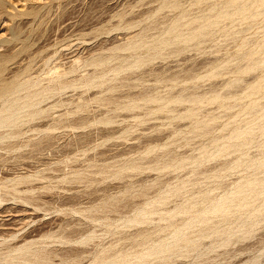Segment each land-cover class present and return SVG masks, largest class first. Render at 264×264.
I'll return each instance as SVG.
<instances>
[{
    "label": "bare ground",
    "instance_id": "obj_1",
    "mask_svg": "<svg viewBox=\"0 0 264 264\" xmlns=\"http://www.w3.org/2000/svg\"><path fill=\"white\" fill-rule=\"evenodd\" d=\"M197 1L200 2L202 0ZM209 1L211 2L214 0ZM161 2V10L169 7L173 10L177 8L180 9L179 6L181 1L178 2V0H162ZM220 3H217V5H214L213 3L212 7H208V12H206L207 10L205 11L204 9L203 11H205V14H201V16L199 15V17L195 16L196 18L191 20L189 19L187 21H185L184 19L186 18V16H189L191 14L187 13L188 11H184L188 15L182 12L183 14L180 17L176 16L178 18H174L175 20L169 23V25L167 24L168 27L156 36H150L147 32L148 30L144 28L140 32L135 33L133 36L129 37L126 43L113 46L112 48L108 49V54H93L91 55V57L85 60H81V57L80 59L76 58L74 62L69 66H61L60 64L56 65L57 63L55 65H50L51 59L53 57H43V67L40 71L36 73V75L32 73L33 68L31 66V61L26 65H23L26 59H23V62L17 61L14 63L15 59L19 57L22 52L27 51L30 48L29 44H24L22 47L14 49L10 52L7 51L8 53H3L1 51L0 145L8 142V145L11 149H19L30 146V142H32L33 137L28 136V133L35 132L38 135H41V137L38 138L37 141L33 144L35 147H40L44 139H47L48 144L50 146H53L52 141L56 138L53 134L60 129L61 125L62 127L64 125L62 124V121H64L62 117H73L71 119L75 120L74 118L77 114L89 110L88 108L91 103H96L100 107H104L106 111L102 113V116L100 117L99 115L98 117H96L97 115L95 116V118L93 117V120L98 119L95 122L90 120L92 118L86 119L85 116L78 118L79 120H82L81 124L79 123V120L78 122L77 120H75V122H77L78 124L74 123V121L72 120V124L71 122L70 124L67 123L68 128L70 127L75 130L76 128L86 126V124L90 125L91 123H101L105 125L112 124L113 120L116 121V117L121 116V114H119L120 111L133 113L132 116L135 119H140L142 116L143 118H146V116H148L149 118H146L144 120H149L151 116H156L157 114L164 113L167 114V116L163 115L164 118L166 116V119H171L170 121L175 120L173 118H177L176 120L190 119V121H193L200 114V105L202 107L203 105H205L204 103L222 100L226 97L225 94V97L222 96L223 94L220 95L219 93H214L209 96L210 92L207 95L206 91L203 92L202 90L201 91L203 92V94L201 92H199V94L196 93L195 89H198L197 87L193 90L195 92L191 91L192 89L189 91V88L180 89L178 87H175L180 83L182 84L183 82L188 83L190 80H195L194 82H196L197 80V82H199V80H203V78L206 76H210V78L218 77V75L220 74L217 71L219 64L216 62L218 65L214 66L213 63H211L213 67L211 66L212 68L207 74H205L206 76H203L201 73L185 74V71H181L185 75H183L182 73L180 74L179 72V74H173V72L171 73V75L167 76L166 74L168 71L166 72V74L159 73V70H156L153 67L151 68V65H153L154 62L158 59L166 61L168 58H176L178 56L180 57V55H182L186 51H189L191 48H200V45L202 44L204 38H208V36L210 37L212 35L215 36L214 30L220 26L222 20L228 19L230 21H235V18H240L243 21L248 19L254 20L255 18L261 16L264 17V0H224V3H221V5ZM23 8L24 7H22L21 9ZM169 21L170 20L166 21V23H168ZM118 29L119 28H117V30ZM218 30L216 32H218ZM1 43L2 41H0V44ZM118 51L127 52L128 55L122 56V60L119 65L112 67L108 66L113 59L119 57L117 55ZM259 51L256 48H252L250 52L248 51V54L244 55L245 57H247L248 61L246 67H240L242 69L239 68L240 70L238 71L240 73H249L250 71L254 70L257 66L264 64V57H256L260 56ZM31 57H33V61L36 57H38V54L36 52L31 53L29 54V56H27V59H30ZM9 63L16 64L15 67L18 66V69L15 68L17 69L16 71L10 72V66H8ZM88 67H95L96 69L92 73L89 72L78 77L75 75L81 71H85ZM146 67H148V69L144 70L146 69ZM187 70L189 71V69ZM125 73L126 75H124ZM9 74L11 75L8 76ZM150 77L153 78V84L155 85L150 84L151 87H148L146 85H149L148 82L151 81L149 79H152ZM263 83L264 77L258 80V82L248 86L249 92L247 97H249L250 103L246 105V107L242 110V112H240V114H238L239 116L241 115V113H244V115H246L248 119H246V126H239L237 123L238 126L235 127L233 125L234 127H232V129L227 133V135L225 134V136H218L216 138L212 137V149H210L211 146L209 147L205 145L206 147L203 146L199 150L198 156L196 154V156H185V153L183 154V152L180 154L172 153L173 151L170 152L171 149L170 151H168V149H166V147L168 146L166 143H164V145H161L160 143V145L152 146L153 140L151 139L153 138L150 137L151 139L143 143V146H140V148L136 145L139 148L138 152H140V155L143 154V156H139L142 157L141 160H137L138 158L136 159L137 161H132L129 159V161L99 166L95 170H91V173L96 176L97 174L109 175L110 173L111 176L106 177L105 179L104 177H101V179L95 178L94 175L92 176L94 178H84L83 173L80 170H76L73 172L75 176H72L73 178H71L69 182L72 184L73 182L99 184L103 183L105 180H107V178L110 177H113L114 179L122 178V175L126 173V171H133L136 172L138 175L147 171L165 173V171L183 169L187 165L192 166V164L195 168L197 167L198 169H201L199 167H201L203 164L205 165V163L207 162H210L225 155H229L230 153L234 154L233 152H230L232 151L230 149H233L234 152L237 151L236 153H239L241 151L240 149H243V147L245 148L248 145L250 146L251 142L254 143L256 141V139L258 138H254V134L256 131H258V133L260 131V134L264 135V106L262 107L261 104V108L259 107V109H256L258 102H256V100L252 98V96L258 95L260 93L263 95L264 98ZM180 85L179 87H181ZM77 89H83V95L85 93H89L93 89H97L98 92L93 94V96L91 95L89 97H84L85 95H82L79 97V100L72 99L73 96L69 99H62V96L67 93V91H76ZM174 89H176V92L174 91ZM177 89L179 90L177 91ZM212 92L213 90L211 91V93ZM229 98H233V96L226 97L225 99ZM49 100H54V102L49 106L48 109H45L42 105L48 102ZM219 105L222 106V103H219ZM259 105L260 104H258V106ZM63 106H71V108L67 109L65 113L59 114L57 117H54L55 115L53 113L49 114L50 110ZM221 106L219 107L221 108ZM136 110L144 111L142 113H140L141 111L137 113ZM110 112L114 115H109L108 113ZM160 115L158 116L160 117ZM201 115L202 113L200 114V117ZM155 116L153 117V119L155 118ZM46 117H51L52 122L46 125L44 128H42L43 126L40 124L31 125L32 122ZM213 118L211 117L209 119H212V121H214ZM195 120L196 121H194L193 123L198 129V134H202L201 136H205L207 134L212 133L216 127L213 126L214 124H212V122L210 123L209 121L204 120L200 121L198 119ZM236 121L237 120H235L234 123ZM228 124L231 125L230 122H228ZM228 124L227 128H229ZM256 135L258 136L259 134ZM104 136L102 137L104 138ZM124 138L127 139L126 136H124ZM252 138H254L255 141H252ZM11 139L17 140L14 142H10ZM155 139L158 138L155 137ZM258 148L260 149V145ZM160 149H166L167 151L165 150L162 153L158 152L157 154L156 151H160ZM86 150L87 149H85V151ZM238 150L240 151L238 152ZM154 153V157L150 158ZM239 154L242 155L241 153ZM90 162H92L90 164L91 169H94L96 167V165L93 163L94 161L91 160ZM220 163L218 162V165ZM218 165H215L217 166V171H213V168L211 169L208 167V169L204 168V172L201 171L202 169L200 170L201 172L197 171L200 174L203 172V180H201V178L196 179L197 177L194 176L196 180H193L192 178H177L178 180L176 182L169 183V181L162 182V180L160 179L161 177H158L152 182L141 183V185H138L137 187L135 185L130 184L120 186L118 193H122V196H112L110 194L108 195L109 191L104 189L103 195H105V197L101 196L97 199L100 200V202H93L92 199L89 204L90 206L84 209L82 208L80 210H73L75 212L78 211L81 213L94 212L95 214L78 215H80V217L82 216L90 220L93 223L98 222L100 226L104 225V229H101V237L97 236L98 234L96 235L97 230L91 231L90 227V229L69 230L68 228L69 226H71L72 223L69 221L67 222L66 220L67 223L65 224L64 222L63 226H60L57 231H53V229H48L49 231L47 232H41L42 234H40L39 237L42 240H25L26 242L21 245H18L20 244L18 242V244L16 243L17 245L7 244L5 248L0 247V264H62L69 259H73L77 262L86 260L87 264H151L157 259H160V261H164L166 259H169L172 255L176 256L179 253H182L183 255H188L191 253L198 252L201 246L204 245V240L210 239L212 237V239H214V237H217L219 241H224L220 240V238H224L225 235H231L233 232L236 233L235 229L236 231L241 232V234L243 235H241V238L249 237L251 233L254 232L255 226H257L259 222L258 217L260 216V214H264V170L259 171L264 168V152H261V155L255 159L250 158V156L249 158L247 156L245 158L243 156H237L236 158L235 156V159L221 165L222 167ZM219 167L221 168L217 169ZM241 167L245 168L246 173L241 177L242 180H240L239 182L233 184L231 183L224 189L219 186L220 184L214 185L212 187L203 188L204 186H202V184L206 183L208 179L220 178L219 174L222 171H233L236 169H240ZM189 169L191 170V168ZM26 170L30 172L31 169ZM1 171L3 172L2 169ZM12 174L13 173H11V175L9 176L11 177ZM3 176L7 177L6 174H4ZM25 183H28L27 179L21 178L8 179L4 182H1L0 205L10 200L16 199H19L24 203H31L32 201H30L29 198L19 195L20 193L26 192L28 190L26 187L25 191H23L24 188L23 190H21L22 188H18L19 185ZM155 187L158 188L152 193H150L149 191ZM6 189L10 191H3ZM30 189L32 190V188ZM219 189H223L224 193L221 194L217 192ZM173 197L180 198V202H176L175 206L172 209H167L165 206H167V204L172 201L171 199ZM127 198H131L132 200H134V198L140 199L139 201H134L132 203L134 214H120L119 212L120 210L118 209V207H121L120 203L122 201H126ZM124 205L126 207L127 202H125ZM8 207L11 208V206ZM6 213H4V215ZM17 213L19 215V211ZM262 217H264V215ZM36 218L37 217H35L34 220ZM18 221L16 223H18ZM26 221H28V219ZM14 222L15 221L13 220L12 224ZM21 222L22 221L20 220L19 224ZM5 225L7 226L6 223H1L0 221V227H4ZM15 225L17 224H14V226ZM16 227L18 226H15L14 229H17ZM3 232L0 233V237L6 238L9 236L7 235L9 234L8 230L5 231V233ZM10 235H13L12 231ZM13 236L14 238L17 237V235ZM24 236L25 235H21V237L25 238L26 236ZM37 236L38 235H36L35 237L38 238ZM104 236H113L115 239H112L107 244H104L102 240V237ZM28 237H31V235L29 234ZM97 238L100 239L98 240L100 242L95 243L96 246L93 248L84 247L80 249L74 247L69 249H62L57 247H50V245L53 244L67 245L71 243L90 245V243L94 242V240ZM228 238L229 240L226 239V246L230 241H233L230 239V237ZM179 257L181 256L179 255Z\"/></svg>",
    "mask_w": 264,
    "mask_h": 264
},
{
    "label": "rangeland",
    "instance_id": "obj_2",
    "mask_svg": "<svg viewBox=\"0 0 264 264\" xmlns=\"http://www.w3.org/2000/svg\"><path fill=\"white\" fill-rule=\"evenodd\" d=\"M161 1L162 0H13V1L0 0V41H2V43L0 44V53L2 52L8 53L14 49L22 47L24 44H29L30 48L27 51L22 52L19 55V57L15 59L14 63L17 61L23 62L26 59L23 63V65H26L31 61L32 63L31 66L33 68L32 73L36 75V73L40 71L43 67L42 66L43 57L44 58L53 57L51 59L50 65H55L57 63L56 65L60 64L61 66L62 65L69 66L74 62L76 58L80 59L81 57V60H85L91 57V55L93 54H108L109 51L108 49L112 48L113 46L126 43L129 37L133 36L135 33L140 32L144 28L148 30L147 32L150 36L151 35L156 36L161 32H163L165 28L168 27L169 23L175 20L174 18H178L176 16L180 17L183 13L184 14L190 13L191 15L186 16L184 20L185 21L189 19L191 20L196 17H199V15L201 16V14H205V11L207 9L209 10L208 7H212L213 3L214 5L215 4L217 5V3L219 4L221 1H222L221 3H224V0H216V1L214 0L211 1L212 3L209 0H204L207 2H204L203 0H202L203 2L202 1L199 2L197 0H183V1L178 0V2L181 1L179 6L180 9L177 8L173 10L172 8L169 7L161 10L160 8L162 3ZM22 7L24 8L21 9ZM27 7L30 8L28 9ZM7 8H9L10 10ZM204 9L205 11H203ZM208 10L206 12H208ZM184 11L186 12L188 11V12L185 13ZM168 20L170 21L166 23V21ZM263 20L264 17L262 16L257 17L254 20L248 19L242 21V19L240 18L237 19L235 18V21L234 20L230 21L228 19L222 20L221 22L222 25L220 24V26L214 30L215 36L212 35L210 36L211 38L208 36V38L206 37L203 39V42L200 45L201 47L200 48L198 47L200 50L197 47L195 48H197L198 50L195 48H191L192 49V50L190 49L191 51L190 50L186 51L185 53L180 55V57L178 56L176 58L174 57L168 58L166 61L158 59L157 61L154 62L153 65H151V68L153 67L154 69L159 70V73L166 74V72L168 71L166 74L167 76L171 75V73L173 72H174L173 74H177L178 72L180 74L181 73L183 74L184 71L185 74L201 73L204 76L213 67L211 63H213L214 66L219 64L217 71L220 74L218 75V77L210 78V76L205 75L207 78L204 77L203 80L201 79L202 81L199 80V82H197L196 80L197 84L196 82H194L195 80L194 81L190 80L189 81L190 83L183 82L182 84L180 83L181 85L179 84L181 87H179V85L175 87V88L178 87L180 89L189 88V91L191 89H192L191 91H193L197 87L198 89H195L196 93L199 94V92H201L203 94V92L206 91L207 95L210 92L209 96L214 93H219L220 95L223 94L222 95L223 97L233 96V98L225 99L226 98L225 97L222 100L214 101L216 103L214 102L204 103L205 105L202 104L203 105L202 107L200 105L199 112L200 114L202 113V115L200 117L199 114L198 117H196L195 119H198L200 121L201 120L209 121L210 123L212 122V124H214L213 126L216 127L214 129L215 132L213 131L212 133H210L211 135L210 134H207L205 136H201L202 134L199 135L197 132L198 129L195 127L196 125H194L193 123L194 121H196L195 119L193 121L191 120L192 122L190 121V119L176 120L177 118H173L175 120L170 121L171 119L169 120L166 119L167 114L164 113L163 114L160 113L161 115L157 114L156 116L160 115V117L158 116L159 118L154 115L156 119L155 118L153 119L154 116H151L152 118L150 117L149 120H144L149 117L146 116V118L145 117L143 118L142 116L143 114H142L141 118L144 120L143 121L141 118L140 119L136 118L138 119L136 120L132 116L133 113L120 111L119 114H121V116L116 117L115 118L116 121L113 120L112 124L105 125L101 123H96V124L91 123L92 121L95 122L98 120V119L93 120V117L95 118L96 115H97L96 117H98V115L100 117L102 116L101 114L106 111L104 107H100L96 103L95 104L91 103L89 105L88 111H84L82 113L80 112L74 118L75 120H77V122L79 120L78 118L80 117L85 116L86 119L92 118L90 119L92 120L90 122L91 124L88 123L90 125L86 124V126L83 127L81 126L82 129L80 127L73 130L70 127L68 128V124H70V122L73 120L71 119L73 117L63 116L62 119L64 121H62V124L64 125L63 127L61 125L60 129L53 134L56 137V138L54 137L55 139L52 141L53 146H50L47 142V139H44L40 147L37 146L35 147L33 144L37 141L38 138L41 137V135H38L35 132L28 133V136L34 138V139L32 138L33 143L30 142V146L19 149L17 148L11 149L10 146L8 145L9 144L8 142L1 144L0 173L3 174H0V183L8 179H20V178L27 179L28 183L21 184L18 186V188L19 189L22 188L21 190H23L24 188L23 191H25L26 188L28 190L26 192L20 193L19 195L29 198L30 201H32L33 203L31 202L32 203L31 205V203H24L19 199H16V200H10L0 205V214L2 215V216L0 215V221L1 223L7 224V226L5 225L4 227H9V228L0 227V233H2L3 231H4L3 233H5V231L7 230L9 233L7 234L6 232V234L9 235L6 238L0 237V247L5 248L7 244L17 245L18 242L20 243L18 245H21L26 241L42 240L39 237L40 234L52 229L53 231H57L60 226H63L64 222L66 224L68 221L72 223L71 226H69L68 228L69 230L91 228V231L97 230L96 235L98 234L97 236L101 237L102 235L101 229H104L105 227L104 225L100 226L98 222L93 223L90 220L82 216L80 217V215H78V214H95L94 212L81 213L78 211L75 212L73 210H78V209L80 210L82 208L84 209L90 206L89 204L90 201H92V199L93 202H100V200L97 199L101 196L105 197V195H103L104 189L109 191L108 195L110 194L112 196H122L121 195L122 193H118L120 186L125 184H130V185H135L137 187L138 185H141V183L152 182L158 177H161L160 179L162 180V182L169 181V183L170 182L174 183L178 179H184V178L185 179L192 178L194 180L195 179L194 176L197 177L196 179L201 178V180H203L204 174L202 173L205 171V169L213 168V171H217L216 170L217 166L215 165H218V162L219 163L221 162L219 164L221 166L235 159V156L236 158L237 156L238 157L243 156L244 158L246 156L249 158L250 156V158L253 159L259 157L261 155V152H264V140H263L264 135L260 134L261 133L260 131L259 133L258 131H256L254 134V138L258 137L256 141L254 140V138H252L251 140L252 141L254 140L255 141L254 143L251 142L250 146L248 145L245 148L243 147V149H240L241 151L238 150V152L240 151L239 153H241L242 155L236 153L237 151L234 152L233 149H230L232 150L230 152H233L234 154L230 153L231 155L230 154L225 155L217 159H214L210 162H207L205 163V165L203 164L201 167H199L202 170L198 169L197 167L196 169L192 164V166L187 165L188 167L186 166L183 169H177L174 171L168 170L165 171V173L147 171L145 173L138 175L136 172L126 171V173L122 175V178L114 179L113 177H110L107 178V180H105L103 183H99V184L96 183L91 184L86 182H75V183L73 182L72 184L69 182V180L75 176L73 172L76 170H80L83 173L84 178L95 177L101 179V177L102 178L104 177L105 179L106 177L111 176V174L110 173L109 175L97 174L96 176L93 173H91L92 172L91 170H95L99 166H104L117 162L129 161V159L132 161L136 160L137 158H138L137 160L139 159L141 160L142 157L139 156H143V154L140 155L138 149L140 148V146H143V143H145L147 140H150L151 138H153L151 139L153 140L152 146L160 145V143L161 145H164V143H166L168 145L166 149H168V151H170L171 149L170 152L173 151L172 153L181 154L183 152V154L185 153V156H189V155L198 156L199 150L203 146L206 145L210 147L212 145L211 144V141L213 140L212 137L216 138L218 136L221 137L225 136V134L227 135V133L232 129V127L234 126L237 127L238 125L244 126L247 123L248 119L246 115H244V113H241L240 116L238 114H240V112H242V110L246 107V105L250 103V99L249 97H247L249 92L248 86L258 82V80L264 77V64L257 66L254 70L250 71L249 73H240L238 70L242 69L243 67H246L248 59L244 55L248 54L250 50H252V48H256L258 51L260 49L261 51V52L259 51L260 56H256V57H260V58L264 57V48H263L264 21ZM117 28L119 29L117 30ZM217 30L218 32H216ZM35 52L38 54V57H36L33 61H32L33 57L27 59V56H29V54ZM117 55L119 57L113 59L108 66L112 67L119 65L121 63L122 56L128 55V53L118 51ZM15 65L16 64L13 63L8 64V66H10V70H9L10 72L16 71L18 69V66L15 67ZM95 69H96L95 67H88L85 71H81L75 75L78 77L80 75H84L89 72L92 73ZM147 69L148 67H146V69L144 70ZM187 69H189V71ZM192 70L194 71V73ZM10 75L11 74H9L8 76ZM124 75H126V73ZM149 80L151 81H149L148 82L149 85L146 86L151 87V85H155L153 84L154 83L153 78ZM211 89L213 90L212 93H211L212 91ZM178 90L179 89H177V91ZM82 91L83 89H77L76 91L69 90L67 91V93H65L62 96V99L64 100L69 99L73 96L72 99L79 100V97L83 95ZM174 91L176 92V89H174ZM96 92H98V90L93 89L89 93H85L84 94L85 96L84 95L83 96L84 97L86 96L89 97L91 95L93 96V94H95ZM252 98L256 100L258 104H260L259 106L257 104L256 109H259V107L261 108V104L262 107L264 106L263 105L264 98L261 93L252 96ZM53 102L54 100H49L48 102L44 103L42 106H44L45 109H48ZM210 103H214V104H210ZM219 103L220 104L222 103V106L224 105L223 107L226 108H223L221 105H219ZM219 106H221V108ZM91 107L94 111L91 109ZM70 108L71 106L59 107L50 110L49 114L53 113L55 115L54 117H57L59 114L65 113L67 109ZM143 111L144 110H138V111L136 110L137 113L138 112L142 113ZM108 114L109 115L111 114V116L114 115L111 112ZM163 115H166L165 118ZM211 117L212 118L214 117L213 118L214 121H212V119H209ZM75 120H73L74 123L78 124L77 122H75ZM235 120L237 121L234 123ZM51 122H52V118L46 117L32 122L31 125L40 124L43 126L42 128H44L46 125H48ZM228 122H230L231 125H229ZM72 123L73 122H71V124ZM79 123L81 124L82 120H79ZM227 124L230 129L227 128ZM256 134H259L260 137L259 135L257 136ZM101 135L102 136L105 135L107 139L105 136L103 138ZM124 136H126L127 139H125ZM155 137L158 138L160 141L158 139H155ZM154 139L157 141H155ZM16 140L17 139H11L10 142H14ZM259 145H260V149L258 148ZM212 148L213 147L211 146L210 149ZM85 149L87 150L85 151ZM166 149H160V151L158 150L156 152L157 154L158 152L162 153ZM154 155L155 153L150 158H153ZM91 160H93L94 161L93 163L96 165L94 169H91L90 167V164L92 163L90 162ZM221 167L217 169H220ZM25 168L29 170L31 169L30 172ZM189 168H191V170ZM1 169L3 170V172L1 171ZM200 170L203 171L201 174L198 173L201 172ZM263 170L264 168H262V170L259 171H263ZM9 172L13 173L11 177L9 176L11 175V173ZM245 173L246 170L244 167L243 168L241 167L240 169H236L233 171H222L219 174L220 178L208 179L206 183L202 184V186H204L203 188H207L220 184L219 186L224 189L229 184L237 183L240 180H242L241 177ZM4 174H6L7 177L9 178L3 176ZM93 175L94 177H92ZM30 188H32V190ZM157 188L158 187L152 188V190H150L149 192L152 193ZM98 189L100 192L98 191ZM223 189H219L220 191L218 190L217 192L223 194L224 193ZM3 191L7 192L10 190L6 189ZM139 200L140 199L137 198H134V200H132L131 198H127L126 201L124 202L122 201L120 203L121 207H118V209L120 210L119 211L120 214H134L132 203L134 201H139ZM171 200H172L170 201L171 203L169 202L167 206H165L167 209H172L175 206L176 202L178 201L180 202V198H176V197H173ZM125 202H127L126 207L124 205ZM5 206L6 207L11 206V208L8 207L9 208L8 209ZM3 208L7 211V213ZM40 208H42L43 210ZM14 209L16 211V214ZM18 211H19V215L17 213ZM4 213L6 214L4 215ZM111 214H116V213H111ZM261 215L262 214H260V216ZM260 216L258 217L259 222L257 226H255L254 232H252L249 237L241 238L243 235L241 234V232H238L235 229L236 233L233 232L231 234L232 236L234 234L233 237L231 235H225V237L227 238L225 237H224L225 239L223 237L220 238V240H224L225 242L219 241L217 237H216L217 239L215 237L214 239H212L213 238L212 237L210 239L204 240V245L201 246L198 252L191 253L188 255H183L182 253H179L176 256L172 255L173 257L171 256L169 259H166L164 261L163 260L160 261V259H157L155 260L156 263L152 262L151 264L154 263L155 264H264V221H263L264 217L262 216L260 217ZM35 217L37 218L34 220ZM27 219L28 221H26ZM13 220L15 222L12 224ZM16 220L17 221L19 220L18 223H16L17 222ZM20 220L23 222V224L22 222L19 224ZM14 224H17L15 225L18 226L16 227L17 229H14L15 228ZM43 228L45 229V231ZM11 231L13 232V235H17L16 238H14L13 235H10ZM29 234L31 235V237H28ZM21 235H25L26 237L24 236L25 238H23L21 237ZM36 235H38L37 236L38 238L35 237ZM238 235L240 239L238 238ZM228 237H230V239L232 237L231 240L233 241H230L226 246L225 243L227 241L226 239L229 240ZM112 239L115 238L113 236L102 237L104 244H107ZM98 240L100 239L99 238L95 239L94 242L90 243V245L71 243L67 245L53 244L50 245V247H57L62 249L63 248L69 249L74 247L80 249L84 247L93 248L96 246L95 243L100 242ZM179 255L181 257H179ZM64 263L87 264V261L84 260L81 262H77L73 259H69Z\"/></svg>",
    "mask_w": 264,
    "mask_h": 264
}]
</instances>
